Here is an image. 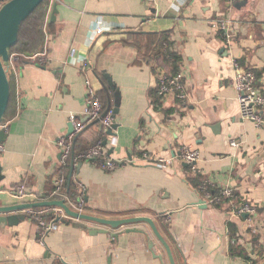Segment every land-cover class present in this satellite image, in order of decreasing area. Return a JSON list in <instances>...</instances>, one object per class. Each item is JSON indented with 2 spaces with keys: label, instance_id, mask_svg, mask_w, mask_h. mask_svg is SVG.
<instances>
[{
  "label": "crops",
  "instance_id": "1",
  "mask_svg": "<svg viewBox=\"0 0 264 264\" xmlns=\"http://www.w3.org/2000/svg\"><path fill=\"white\" fill-rule=\"evenodd\" d=\"M44 31L41 52L10 59L0 205L35 202L8 192L21 184L51 193L63 168L58 141L74 132L71 114L86 120L94 90L118 109L117 128L94 122L76 135V153L100 139L106 152L94 161L72 154L64 172L76 191L60 198L74 210L83 199L82 213L106 219L151 218L175 264L264 263V130L241 116L233 63L253 69L264 90V0H50ZM165 34L172 43L159 52ZM170 52L181 57L185 102L159 94L162 75L173 74ZM183 147L200 152L194 169L179 158ZM108 158L122 164L106 169ZM204 184L220 199L208 203ZM225 188L234 197L223 198ZM245 204L256 209L251 221L238 212ZM60 212L46 235L27 209L0 224V264H171L148 222L113 228ZM132 226L144 231L120 232Z\"/></svg>",
  "mask_w": 264,
  "mask_h": 264
},
{
  "label": "built area",
  "instance_id": "2",
  "mask_svg": "<svg viewBox=\"0 0 264 264\" xmlns=\"http://www.w3.org/2000/svg\"><path fill=\"white\" fill-rule=\"evenodd\" d=\"M232 1V0H230ZM222 30H225L227 33L226 41L230 42L231 35L228 32V26L225 23L220 25ZM75 53V49L72 50V54ZM235 67V77H234V87L237 94V99L240 104V112L242 118L253 122L257 127L264 130V90L258 86V78L256 72L251 69H243L239 61L234 60ZM10 71V66H9ZM182 72L172 75H162L160 84H159V94L165 97L168 94H175L181 101H186L188 99V92L186 84L183 80ZM85 114L87 115L86 120H80L75 114L70 115V121L74 125V132L70 135L63 136L59 139L58 145L61 150V160L60 165L63 167L61 172L58 174L56 179H54V189L51 193L45 197L36 194L33 191L27 190L25 185H19L12 189H9L8 192L11 193L14 197L19 200H25L31 198L33 201H49V200H58L63 195L67 183V176L64 172L68 166L70 157L74 154L75 149V140L76 135L82 132L88 124L94 122H100L104 132L112 126L114 123V111L112 109H105L102 101L96 95L94 90L89 91L88 102L85 106ZM6 125L3 123L0 125V129H5ZM233 146L237 147L238 142L232 141ZM6 151V145L0 143V158L3 153ZM105 146L103 145V140H98L92 147L86 151L78 153L75 157L80 160L85 161H94L105 155ZM179 158L186 164L195 168V164L200 159V152L196 149L190 147H183L180 149ZM169 163L168 160L161 159L157 164L159 167H164ZM122 162H118L114 159L108 158L104 159L101 165L109 170H113ZM203 192L205 193L206 200L208 203H214L219 200V197H216L211 194L209 184H204L202 187ZM222 197H234V191L231 188H225L221 191ZM76 204V205H75ZM74 204L75 211L79 213L83 212L84 200L81 199L78 203ZM62 211L64 210L60 207L50 206V207H38L30 208L27 210L32 217H34L39 226L42 229V234L46 235L47 233L57 230L59 227V217ZM239 213L247 214L249 216L248 220L251 221L253 214H255L256 209L249 205H241L238 208ZM55 214L56 218L50 219L49 214ZM59 218V219H58Z\"/></svg>",
  "mask_w": 264,
  "mask_h": 264
},
{
  "label": "water",
  "instance_id": "3",
  "mask_svg": "<svg viewBox=\"0 0 264 264\" xmlns=\"http://www.w3.org/2000/svg\"><path fill=\"white\" fill-rule=\"evenodd\" d=\"M45 0H0V125L3 123L6 117V112L9 107L11 98V83L9 78V66L11 59V48L15 46L19 40V34L24 22L34 13V11L44 2ZM57 7L55 4L52 19H54ZM114 117L118 109L114 110ZM102 128V125H101ZM117 128V124L113 123L112 126L107 130L108 134H113V129ZM7 139V133L5 130L0 129V143H4ZM2 176V167L0 165V181ZM60 207L64 212L77 219L91 220L98 223L109 225L113 228L120 226H129L138 222H148L154 230L156 236L165 245L168 255L171 260V264H175L172 250L166 240L162 237L154 221L146 216L138 217H127L122 219H106L98 216L89 215L86 213H79L74 209H71L63 199L58 200H43L27 203H17L9 206L0 205V224H14L23 217L24 213H18L22 210H28L30 208L38 207ZM104 231L106 229H93L92 232ZM144 230L139 227H126L121 229L120 232H143ZM119 233H114V237H118ZM150 249L153 250L154 242L149 240ZM161 258V256H158ZM264 264V263H262Z\"/></svg>",
  "mask_w": 264,
  "mask_h": 264
},
{
  "label": "trees",
  "instance_id": "4",
  "mask_svg": "<svg viewBox=\"0 0 264 264\" xmlns=\"http://www.w3.org/2000/svg\"><path fill=\"white\" fill-rule=\"evenodd\" d=\"M50 0H45L35 11L34 13L24 22L20 34L19 40L15 46H13L10 50L11 55L13 54H24V55H33L35 53L41 52L44 48V40H45V22L49 10ZM166 43H172V40L169 37V34L163 35L158 44L159 52L162 51L163 47ZM168 49V48H167ZM20 57H22L20 55ZM170 59H172V73L175 75L176 71H178L179 62L181 57L176 52L169 53ZM23 58V57H22ZM23 61V59H21ZM9 78L11 83V98L8 110L6 112L7 118L11 114V110L13 108V82L11 78V74L9 72ZM112 89V88H111ZM104 107L108 106V102H104ZM78 139V138H77ZM76 139V141H77ZM77 143V142H76ZM75 143V147H76ZM76 150L74 149V155L76 156ZM69 171V170H68ZM67 171V175L69 174ZM67 183L65 192L69 195H72L74 191H76V186L70 176H67ZM50 219L56 218L55 214L51 213L48 216Z\"/></svg>",
  "mask_w": 264,
  "mask_h": 264
}]
</instances>
